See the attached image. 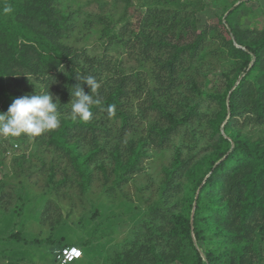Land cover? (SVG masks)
I'll return each mask as SVG.
<instances>
[{"label":"trees","instance_id":"obj_1","mask_svg":"<svg viewBox=\"0 0 264 264\" xmlns=\"http://www.w3.org/2000/svg\"><path fill=\"white\" fill-rule=\"evenodd\" d=\"M123 1L130 18L127 9L116 20L97 17L96 54L67 42L81 15L65 0H0V106L46 89L61 112L59 128L0 137V147L46 145L87 191L90 166L104 171L108 159L113 189L142 170L148 152L172 144L153 200L109 264H264V26L239 21L245 0L204 27L197 13L213 0ZM5 5L13 12L3 14ZM92 23L86 16L82 28ZM217 64L221 90L211 82ZM88 76L99 84L94 92L82 84ZM78 83L100 101L87 122L71 115ZM47 181L49 193L53 171ZM8 231L0 240L18 239ZM90 243L59 240L58 249Z\"/></svg>","mask_w":264,"mask_h":264},{"label":"rangeland","instance_id":"obj_2","mask_svg":"<svg viewBox=\"0 0 264 264\" xmlns=\"http://www.w3.org/2000/svg\"><path fill=\"white\" fill-rule=\"evenodd\" d=\"M65 1L69 9L81 15L67 42L84 46L91 53L102 51L97 42L102 24L97 17L116 20L127 9L126 16L130 18L131 8L126 7L123 0ZM231 1L213 0L201 7L197 13L199 26L215 22L216 16L221 15ZM245 1L248 10L241 13L239 21L243 25L263 27L264 0ZM86 16L93 20L90 31L82 28ZM212 69V85L221 90L220 64ZM0 111H4L1 106ZM4 148L0 147V186H4L0 190V236H8L11 229L19 237L0 240V264H59L53 256L58 251V241L77 243L84 239H90L91 243L79 246L83 257L69 264H109L116 244L130 235L147 204L153 200L161 166L169 162L172 144L164 154L148 152L142 160V170L113 189L108 188L111 184L108 159H105L104 171L90 166L92 180L87 191H82L78 175L66 160L46 145L25 143L15 151L10 145ZM22 154L25 159L20 164L18 158ZM50 171H53L52 185L56 189L48 193L45 190ZM64 178L67 181L63 183ZM48 237L54 244L30 242Z\"/></svg>","mask_w":264,"mask_h":264},{"label":"clouds","instance_id":"obj_3","mask_svg":"<svg viewBox=\"0 0 264 264\" xmlns=\"http://www.w3.org/2000/svg\"><path fill=\"white\" fill-rule=\"evenodd\" d=\"M2 12L5 15L10 14L13 8L11 5H5ZM82 84H86L92 92L99 87L92 76L83 78ZM82 84L78 83L73 87L70 108L73 120L87 122L93 117V106L98 105L100 101L90 92H85ZM59 105V97L46 89L14 98L6 111H0V137H19L22 134L36 137L59 128L61 125ZM114 110L115 106L109 105V111Z\"/></svg>","mask_w":264,"mask_h":264},{"label":"built area","instance_id":"obj_4","mask_svg":"<svg viewBox=\"0 0 264 264\" xmlns=\"http://www.w3.org/2000/svg\"><path fill=\"white\" fill-rule=\"evenodd\" d=\"M16 147V145H14ZM82 257V250L76 245H67L55 253V261L59 264H69Z\"/></svg>","mask_w":264,"mask_h":264},{"label":"water","instance_id":"obj_5","mask_svg":"<svg viewBox=\"0 0 264 264\" xmlns=\"http://www.w3.org/2000/svg\"><path fill=\"white\" fill-rule=\"evenodd\" d=\"M238 46V45H237Z\"/></svg>","mask_w":264,"mask_h":264}]
</instances>
